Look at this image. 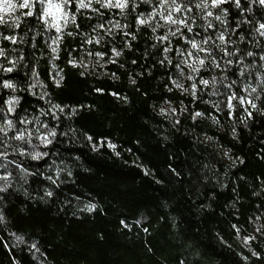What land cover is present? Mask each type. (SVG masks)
Listing matches in <instances>:
<instances>
[{
  "label": "trees",
  "instance_id": "obj_1",
  "mask_svg": "<svg viewBox=\"0 0 264 264\" xmlns=\"http://www.w3.org/2000/svg\"><path fill=\"white\" fill-rule=\"evenodd\" d=\"M226 7L234 26L236 10ZM252 7L253 13L244 16L253 25L264 22V9ZM149 10L144 4L124 14L118 9H101L103 15L84 9L76 16L80 27L69 23L60 34L19 10V29L0 28L24 41L0 43L9 58L24 56L16 71L0 74L10 76L18 88L15 93L3 90L0 104L9 95L19 96L17 114L27 110L29 119L38 116L57 132L52 144L37 149L48 156L33 161L9 155L8 160L21 167L0 168V175L11 173L10 186L0 192V264H264V230L256 231L264 225V115L252 110L254 118L245 125L240 121L246 115L242 109L237 108L233 120L227 110L217 113L205 102L222 97L198 94L193 99L176 89L171 79L178 78L173 66L177 57L168 53L173 65H162L164 45L153 39L164 30L154 34L143 26L136 31L137 13ZM71 11H76L75 3ZM193 15L197 24L204 23L198 12ZM109 20L128 27L112 28ZM90 24L104 28L93 31ZM251 27L242 26L246 42L238 47L255 54L244 57L253 67L237 87H257V104L264 108V90L258 86L264 81V61L259 59L264 38L250 34ZM123 32L135 33L136 39ZM57 36L62 39L58 58L53 59L48 45ZM89 38H100L101 43L88 44ZM129 40L131 49L126 47ZM178 45L182 42L172 38V47ZM113 47L122 52L116 63L109 62ZM33 67L44 85L32 89L36 95L26 90L33 83ZM53 77H62L59 87ZM41 110L47 114L41 115ZM197 111L204 116L193 120ZM32 143L39 141L33 138ZM4 184L0 180V186ZM47 191L53 195H45ZM90 205L95 209L89 211ZM250 236L256 239L245 245Z\"/></svg>",
  "mask_w": 264,
  "mask_h": 264
},
{
  "label": "snow or ice",
  "instance_id": "obj_2",
  "mask_svg": "<svg viewBox=\"0 0 264 264\" xmlns=\"http://www.w3.org/2000/svg\"><path fill=\"white\" fill-rule=\"evenodd\" d=\"M73 3L76 4L75 12L71 11ZM94 3L99 5V7H93ZM245 3L247 7H245V4L241 0H0V28L11 29L13 31L19 29L21 26L20 17L16 13L19 10H24V16L34 18L45 25L47 29H54L56 33L60 34L68 27L69 23L75 25L77 28L80 27L76 24V16L77 13H80L84 9H90L99 15H103L101 9H118L121 14H124L129 8L135 12L141 4L148 5L149 11L138 12L136 15V31H139L143 26L150 28L154 34L158 29L164 30L163 35H154L153 39L164 45V59L160 61L162 65L165 62L168 65H173V60L167 55L168 53L174 52L177 57L173 66L178 78H170L172 85L176 89L181 90L182 93H190L193 99H197L198 94H206L209 97H222V99L205 102L211 103L217 113H223L227 110L228 118L233 120L236 119L235 113L237 108L242 109L246 115L240 117V121L247 125V121L254 118L252 110H256L261 115H264V108L259 107L257 104V101L261 100L257 87L252 86L251 83L244 84L242 89H238L237 87L238 81L243 82L242 78L245 77L249 67H253L252 65L245 64L244 57L255 56L251 51L242 52L238 44L246 42V36L244 30H242V26L246 25H252L248 29L250 34H256L264 38V22L257 21L253 25L252 20L244 16L245 12L253 13V5L264 9V0H245ZM226 5H231L236 10L237 19L234 26L229 22L230 10ZM194 12L200 14L199 18L204 21L203 24L196 23V17L193 15ZM88 19L91 20L92 17H88ZM108 23L115 29L122 30L128 27V25L122 26L118 21L113 22L109 20ZM89 27L93 31H96L97 29L104 28V25L90 24ZM106 31L111 32L112 29L108 28ZM237 32H239L238 39L233 40L232 37L236 36ZM67 35L74 36V33L67 32ZM123 35L124 37H130L131 40L136 39L135 33L132 32H123ZM172 38L181 41L182 46L178 45L174 49L172 47ZM61 39V36H57L48 45L53 54V59L58 58ZM131 40L126 41V47L129 49H131ZM3 41H7L13 45L18 42H24L23 37L15 34L6 35L4 31H0V43ZM86 42L88 44H99L101 43V39L96 38L93 40L89 38ZM256 43L259 44L260 41L257 40ZM35 46V44L32 45V47ZM152 47H156V45L154 44ZM112 53L113 58L109 62L116 63L115 57L121 56L122 52L113 47ZM95 55L103 59L102 53L97 52ZM259 59L264 61V55H261ZM22 60H24L23 55H20L18 58H9L8 51L0 46V74L7 75L13 73L17 70V65ZM69 63L76 66L74 60L69 61ZM261 67L264 68V64H261ZM216 71L223 73V75H209ZM30 72L33 83L26 90L32 95H36L32 89L38 86L44 87V85L35 67ZM248 77L249 79L251 78L250 72H248ZM180 78L191 82L190 86L186 88ZM53 79L56 86L59 87L62 77L60 79L53 77ZM258 86L264 90V81ZM3 90H10L12 93L17 92V85L10 76L5 79L3 75H0V93ZM168 90L171 91L172 89L169 88ZM240 92L245 94H239ZM253 93L256 95L253 96ZM46 95L47 93L45 92L40 98L43 99ZM113 95L116 94L113 93ZM20 100L19 96L9 95L0 104V168H7L8 164H16L17 168L21 167L15 161L8 160L9 155L28 156L33 161L43 159L48 156V153L38 151L37 149L40 146L47 147L52 144L57 136L55 128H49L48 124L42 123L38 116L29 119L27 110H24V114L22 115L17 114ZM222 105L223 107H221ZM52 108L58 110L60 113L64 112V108L60 105H52ZM171 111L175 113L176 109L173 108ZM75 112L76 109H72V113L75 114ZM161 113L166 114L164 109H161ZM46 114L41 110V115ZM52 115L56 120H59L55 112H52ZM202 116H204V113L197 111L192 118L195 120L197 117ZM211 118L214 123L219 124L220 121L217 116L213 115ZM176 123H179V121H176ZM33 124L37 126L34 128L28 127ZM42 128L47 131L42 132ZM235 135L234 128L233 136ZM33 138L38 140L39 144H33ZM88 139L91 140V137H88ZM13 142L19 143L14 144ZM109 147L114 149L115 145L109 144ZM28 148H31V151H28ZM9 149H11V152H9ZM241 163H243L242 160ZM22 171L28 174L27 169H22ZM145 174H148L147 171ZM10 177V172L7 175H0V180L5 181V184L0 186V192L6 191L10 186ZM48 179H51V177ZM52 183H55V180ZM45 195L52 196L53 193L47 191ZM94 209L95 205H90L88 208L89 211ZM3 221L4 216L0 214V223ZM233 227L235 228L236 226L233 225ZM262 230H264V225L256 228L257 232H261ZM255 239V236L246 237L244 244L248 245L251 240ZM17 240H21V237H17ZM32 247L35 248V244ZM252 255L258 257L259 254L253 251ZM244 259L247 260V257H244Z\"/></svg>",
  "mask_w": 264,
  "mask_h": 264
}]
</instances>
